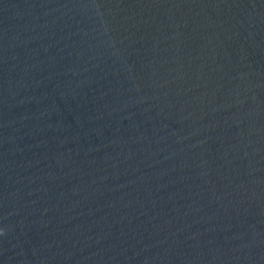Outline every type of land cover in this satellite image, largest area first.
<instances>
[{"label":"water","instance_id":"1","mask_svg":"<svg viewBox=\"0 0 264 264\" xmlns=\"http://www.w3.org/2000/svg\"><path fill=\"white\" fill-rule=\"evenodd\" d=\"M0 264H264V0H0Z\"/></svg>","mask_w":264,"mask_h":264}]
</instances>
